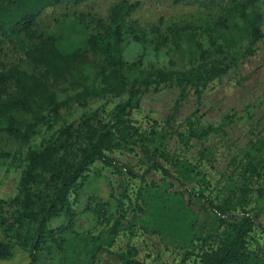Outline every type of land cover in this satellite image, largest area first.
Masks as SVG:
<instances>
[{
	"label": "rangeland",
	"instance_id": "374dc122",
	"mask_svg": "<svg viewBox=\"0 0 264 264\" xmlns=\"http://www.w3.org/2000/svg\"><path fill=\"white\" fill-rule=\"evenodd\" d=\"M116 1L84 0L75 6H48L36 17L35 28L52 35L61 50L83 47L91 31L90 19H105L108 7ZM127 1L139 2L127 21L141 27L147 40L137 42L127 35L122 58L126 62L139 61L141 75L149 68L181 70L198 61V50L185 40L182 30L175 42L168 40L154 48L148 41L153 37L148 31L150 26H158L162 32L170 26L194 32L205 51V65L225 64L227 68L202 85L198 105L192 88H188L174 113L171 107L177 90L171 82L152 83L136 94L127 115L131 126L128 141L121 148L105 152L114 160L113 166L93 162L86 172L87 182L79 190L75 230L98 239L83 244L70 230L63 231L57 237L60 246L46 242L39 248L38 264H119L112 253L123 251L126 245L133 246L136 257L145 264H200L201 252L214 246L227 226L214 222L206 202L197 194L202 193L204 198L220 205L234 204L243 184L250 188L243 208L255 213L257 223L264 225V0L252 2L258 13L261 36L248 47L243 22L231 15L227 29H222L230 36V44L223 45L216 39L221 46L217 50L208 44L201 28L223 17V8L232 1L243 0H184L177 4L170 0ZM0 61L5 67L26 68L22 50L4 38H0ZM123 99L125 94L106 95L89 99L83 107L69 103L59 112L62 120L74 129L80 128L83 119L94 126L97 121H107L112 106ZM188 116L195 127L221 125L222 132L193 138L184 125ZM59 127L60 122H53L49 128L44 124L38 126L29 144L39 148L56 135ZM24 150L22 145L21 152ZM152 162L165 167L171 176L163 177L159 171L148 169ZM123 166L129 167L131 174L125 173ZM184 166L191 172L180 178L176 169ZM19 172L20 167L9 159H0V199L4 203L1 210L8 221L15 208L8 203L15 194ZM92 173H98L97 177ZM176 176L183 184L176 181ZM138 188L144 193L140 210L135 207ZM186 188L192 193L186 192ZM107 193L112 194V198L108 197L110 202H119L113 214L116 216L97 222L82 210L84 198L88 194L106 198ZM239 207L227 220L238 214ZM115 221V232H109ZM212 221L206 237L199 231H206ZM96 243L101 249L91 258L88 251ZM248 243L249 249L264 260V234L258 227ZM25 261V254L15 249L12 257L0 264Z\"/></svg>",
	"mask_w": 264,
	"mask_h": 264
},
{
	"label": "trees",
	"instance_id": "16d2710c",
	"mask_svg": "<svg viewBox=\"0 0 264 264\" xmlns=\"http://www.w3.org/2000/svg\"><path fill=\"white\" fill-rule=\"evenodd\" d=\"M82 1L0 0V38L19 46L26 63V68L22 69L5 67L0 61V159H9L20 167L16 191L8 203V206L15 207L10 221L2 213L4 203L0 199V262L11 258L17 249L26 256L23 264H38L39 248L46 242L60 246L57 237L66 230H70L83 244L98 239L75 230L79 190L87 182L89 166L96 160L113 166L114 160L105 152L121 148L128 141L131 126L127 115L135 103L136 94L152 83L158 85L169 81L177 90L171 107L174 113L188 88H192L198 105L202 85L227 68L225 64L205 65V51L194 32H187L180 26L166 27L162 32L158 26H150L148 31L153 37L148 41L154 48L168 40L175 42L182 30L185 40L191 41L198 50V61L181 70L149 68L141 75L138 72L139 61L126 62L122 58V46L127 35L137 42L147 40L141 27L127 21L138 7V1L118 0L108 7L105 19H90L92 27L83 47L61 50L52 35L36 30V17L45 7L58 4L75 6ZM182 1L170 0L172 4ZM252 2L232 1L223 8V17L211 26L201 28L208 44L216 48L213 50L221 48L216 39H220L223 45L230 44V36L222 29H227V19L231 15H236L243 22L249 38L248 47L261 36L258 13ZM123 94L125 99L112 106L110 117L105 122L100 120L93 126L83 119L80 128L74 129L61 118L60 109L69 103L83 107L89 99L106 95L120 97ZM53 122H60L56 135L39 148L31 146L29 140L37 127L44 124L49 128ZM184 125L193 138L214 131L222 132L221 125L195 127L190 116L184 119ZM22 145H25L23 152ZM149 168L159 171L163 177L171 176L157 163L152 162ZM123 170L131 174L129 167L123 166ZM189 172L191 170L187 166L176 169L180 178L188 177ZM92 175L97 177L98 173ZM178 177L176 181L183 184ZM184 190L192 193L187 188ZM249 192L250 188L243 184L234 204L225 202L221 205L204 198L202 193L197 194L206 202L214 222L227 226L216 244L201 252L200 264H264V260L248 247V239L255 227L264 234V225L257 223L256 214L243 208ZM108 197L112 198V194L107 193L106 198L88 194L82 210L90 213L97 222L109 221L116 216L113 214L119 202H110ZM143 199L144 193L138 188V203L135 202L138 210L141 208L139 203H144ZM238 205V214L227 220ZM214 222L206 231L199 232L208 237ZM116 223L111 224L109 232H115ZM100 249L96 243L89 249V256L95 257ZM112 254L119 264H145L136 257V250L131 245Z\"/></svg>",
	"mask_w": 264,
	"mask_h": 264
}]
</instances>
